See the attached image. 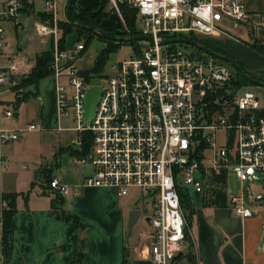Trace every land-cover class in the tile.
<instances>
[{
  "label": "built area",
  "instance_id": "2783aa9c",
  "mask_svg": "<svg viewBox=\"0 0 264 264\" xmlns=\"http://www.w3.org/2000/svg\"><path fill=\"white\" fill-rule=\"evenodd\" d=\"M30 1L0 0V56L8 46L5 25L20 27L19 15ZM108 1L123 20L121 4L138 11L141 36L151 45L139 47L137 56L112 63L103 86L88 83L78 66L86 51L84 43L60 48L55 0H46L54 24L36 23V35L53 51L58 111L60 117L73 121L74 145L82 150L85 137L91 141L89 153L77 157L82 167L92 170L81 187L114 189L118 198L137 190L147 197L152 214L145 215L149 228L139 234L138 256L155 264H175L189 250L181 186L205 196L212 178L227 176L230 170L243 186L260 180L264 110L260 99L242 92L236 73L217 58L188 54L175 47L184 43L173 41L204 43L207 38L234 37L232 31L247 33L264 26V17L248 11L246 0ZM23 75L19 58L10 60L0 66V88L13 89ZM94 86L102 93L93 119L86 122V95ZM13 118V111L0 109L3 144L18 141L22 133L43 130L38 122L21 130L1 126L3 119ZM49 187L61 195L71 192L58 179L51 180ZM230 205L242 219L255 214L244 193L233 196ZM139 210L141 218L143 210Z\"/></svg>",
  "mask_w": 264,
  "mask_h": 264
},
{
  "label": "crops",
  "instance_id": "0c3cea01",
  "mask_svg": "<svg viewBox=\"0 0 264 264\" xmlns=\"http://www.w3.org/2000/svg\"><path fill=\"white\" fill-rule=\"evenodd\" d=\"M105 1L88 8L80 7L89 9ZM246 8L264 17V0H246ZM40 12L49 14L47 7ZM31 18H35V26L43 22L37 18L35 0L27 3L21 11L18 18L20 27L13 23L5 25L8 46L0 56V66L19 58L24 75L35 67L36 58L50 49V45L38 39L39 47L31 54L24 42L18 41L20 32L25 28L24 23ZM106 22L107 19L104 21L106 26L122 32L123 29L116 30ZM249 37V42L230 36L207 38V41L238 62L252 77L264 81V55L250 46L255 40L264 43V26L254 27ZM57 85L58 79L53 74L43 79L39 85V97L29 98L17 110L14 107L15 94L11 89L0 88V109L14 112L13 119L1 121L3 128L21 130L32 122H38L43 128L40 132L22 133L16 142H0V214L4 194L16 195L17 208L12 254L7 264H70L75 257L69 224L52 215L55 193L49 187L50 182L46 184L40 177L48 165L52 166L51 180L58 179L71 187V192L63 195L62 209L68 214L77 215L85 226L86 250L82 264H123L127 223L131 211L137 208L118 198L114 189L81 187L83 180L91 174V168L79 167L75 163L77 157L63 152L69 148L77 150L76 146L62 144L60 138L52 139V134L56 132L75 133L71 130L74 125L72 119L59 115ZM64 120L71 122L72 126H64ZM193 191L200 196L199 201L186 207L183 202V210L187 221L190 209L195 210L190 233L197 263L264 264V204L255 201L252 206L249 205L255 214L242 219L234 213L230 199L226 207H208L205 206L204 195ZM140 232L135 236L133 232V239L131 237L127 245V264H155L150 259L138 256ZM0 264H6L1 227ZM175 264L188 262L184 258Z\"/></svg>",
  "mask_w": 264,
  "mask_h": 264
},
{
  "label": "rangeland",
  "instance_id": "374dc122",
  "mask_svg": "<svg viewBox=\"0 0 264 264\" xmlns=\"http://www.w3.org/2000/svg\"><path fill=\"white\" fill-rule=\"evenodd\" d=\"M45 1L46 0H35V12L37 13V18L38 20L39 18L42 19L43 22L46 24H54V18L47 20V17L42 16L40 12L46 9ZM102 1L103 0H78L74 8L75 10L79 11L80 6H84L88 8V6L89 7L95 6V4L97 5V3L100 4ZM55 2H56V7H57V24L60 29L59 36L61 38L63 37L64 32L62 28H64V30L71 31V34H69L66 37L65 46L68 49L73 48L78 42V40H80L82 37L83 40H80V42L84 44L85 42H87V44L89 45L85 53L81 56L78 62V66L82 69V71H85V72L93 69L95 65H97L98 60L100 59V54L102 50H104L107 47L111 49L112 46H114V44H111V43L109 44L98 36H93L89 33L81 32L79 29L72 27V25L70 24V22L67 20V17H66V8H67L69 0H55ZM92 9H95L96 11H98L99 9H104V11L108 13V17L106 18L107 19L106 23L116 30L123 29L121 33H118L115 30H113V32L117 34H125L126 32H128L126 23L124 22L123 19H121V17L119 16V13L113 8V6L109 2L105 1L101 5L93 7ZM138 20L139 21L137 22V27L139 28V30H141V21L139 18ZM24 24H25V28L23 31L20 32L18 41L24 42L25 47L28 49V52H30L31 54H34V51L38 49L39 47V41H38L36 31H35V18H31L30 20H27ZM231 35H233L234 37L238 39H241V41H244V42L251 41V38L244 31H241V30L232 31ZM136 42H138L141 48H146L151 45V43L146 40L136 41ZM216 44H217V41H215L214 45ZM175 47L182 49L188 54H191L194 56H199L204 53L202 51H198L196 48L192 46H188L184 44H175ZM114 50L115 51L111 52L108 57L107 63L104 67L103 74H101L99 77L97 76L94 78V80L92 81L93 85H98V86L104 85L105 83L104 80L106 76L109 75L110 73V67L112 63L121 62L123 60H127L135 56V47L134 45L129 44V43L125 45H119L117 46V49L115 48ZM42 53H45V51ZM106 56L107 55H104L103 59L104 57L106 58ZM219 61L225 66H227L229 69L235 72V69L231 65H229L228 63L222 60H219ZM24 80H25L24 75L16 79L17 85L13 89H11V91L15 94L16 98L17 96H20L21 98L25 99L28 97V94L34 91V88L31 86L21 85V83ZM241 91L254 93L260 99L261 106L264 107V87L254 85V84L243 83V85L241 86ZM64 126L71 127L72 123L67 120H64ZM222 134L223 133H219L220 138ZM58 138L61 139L62 144H70L72 146H75L73 143V141L76 140L75 133H70V132L57 133L56 132L55 134H52V139L58 140ZM75 163L79 167H82L78 163L77 160ZM86 167H89V166H86ZM51 169H52V166L48 165L40 173V177L44 179V182L46 184H49L51 180V175H50ZM227 176L228 177H227V184L225 186V193L228 199H231L233 196L241 195L243 193V185L237 179L235 172L233 170H230ZM181 191L184 196L183 202H184L185 207L187 206V204L189 205V204L197 203L200 199V196L196 194L191 189L190 186L182 185ZM244 194L246 196V202L248 205L252 206L255 203V201H257L258 203L264 204V199L263 200L259 199V195H262L264 197V176H262L260 180L255 181L254 183L249 182L245 184ZM122 201L130 203L132 207L143 210V215L135 227L134 236L138 231L148 230L149 226H148V223L144 220V218H145V215L152 214V205H151V202L147 199V197L140 195L139 191L137 190H131L130 195L125 198H122ZM76 235L79 236V239H82L83 237V233L79 231L78 229H76Z\"/></svg>",
  "mask_w": 264,
  "mask_h": 264
},
{
  "label": "trees",
  "instance_id": "16d2710c",
  "mask_svg": "<svg viewBox=\"0 0 264 264\" xmlns=\"http://www.w3.org/2000/svg\"><path fill=\"white\" fill-rule=\"evenodd\" d=\"M77 1L78 0L75 1L74 6H73V17L78 22L85 24V25L100 28V29L106 31L107 33H109L110 35H113V36H124V37L141 36V30H139V28L137 27V22L139 21L138 20V18H139L138 17V11L135 8H132V7L128 6L127 4H121L120 5L119 8H120L121 14L125 20L128 32H126L125 34H117V33L113 32V29L109 28L108 26H106L104 24V20L108 17V13L105 12L104 9H99L98 11H96L95 9H92V8L85 9V8L80 7V10L77 11L74 8L75 5L77 4ZM106 2H109V1L106 0ZM42 16L47 17V20L52 19V15H50V14L42 13ZM70 24L72 25V27L79 29L81 32L89 33L93 36H98V37L102 38L103 40H105L107 43L114 44V46H112L111 49H109V47H107L104 50H102V52L100 54V59L98 60L97 65H95V67L93 69L86 71V72L85 71L82 72V74L86 78L87 82L92 84V81L94 80L95 77H97V76L99 77L101 74H103L104 67L107 63V60H108L110 53L115 51L114 49L115 48L117 49V46L125 45L127 43H117L114 41H110V40H107L100 35H97V34L91 32V31H87V30H84L82 28H79L71 22H70ZM62 30L64 33H63V37L60 40V48L65 49L66 37L69 34H71V31L64 30V28H62ZM252 30H253V28L247 32L248 36L250 34H252V32H251ZM193 39H197V38L193 37ZM80 40H83V38L81 37ZM80 40H78V41L80 42ZM89 43H91V42H89ZM129 44L134 45L135 56L139 55V52H140L139 47L140 46H139L138 42H132ZM88 45L89 44H87V42H85L86 50L88 48ZM250 46L253 49H255L257 52H259L260 54L264 55V43L263 42H261L259 40H255L252 44H250ZM209 48H211L212 50H214L218 53L225 54L224 52H222L216 48H213V47H209ZM104 55H107V56H106V58L104 57V59H103ZM104 61H105V63H104ZM52 62H53V51L51 48L49 50L45 51V53L40 54L36 58L35 67L32 69L31 73L24 75L25 80L21 83V85L33 87L34 91L32 93L28 94V97L25 99L21 98L20 96H17V98L14 102V107L16 110L21 106L22 103L26 102L29 98L39 97L40 82L43 79L47 78L48 76L52 75V70H51ZM235 73H236L237 83L239 86H242L243 83L250 84L239 72H237L235 70ZM254 79L259 80V81H263V80H260L257 78H254ZM90 146H91V141L89 140V136H87V137H85V142L83 143L82 150H76L73 148H69L63 152H66L67 154L74 156V157H82V156H85L86 154L89 153ZM226 184H227V176L225 173L221 176L212 178L210 187H208V190H207V194L204 196L205 206H208V207L209 206H211V207H226L228 205V197L225 193ZM15 199H16L15 194H4L3 195V208H2V211L0 214V222L2 224L1 225V228H2V244H3L4 258H5L6 264L9 262V259H10L11 254H12V248H13L14 217L17 213ZM62 206H63V195H61L59 193H55V197L53 200L52 215L56 219L69 224V234H70L71 243L74 245L75 251H76L75 257L70 261V264H82L83 259L85 257V250H86V241L84 238L85 226L83 225V223L81 222L80 218L77 215L68 214L65 210L62 209ZM194 215H195V210L192 208V209H190L188 221H187V217H186V221L188 224V228L186 230V235H187V240L189 243V250L185 256V260L188 262V264H198L196 256L194 254V243H193L192 237L190 235L191 221H192V218ZM76 229H78L79 231H81L83 233L82 239H79V236L76 235ZM128 257H129L128 246L126 245L123 264H127Z\"/></svg>",
  "mask_w": 264,
  "mask_h": 264
},
{
  "label": "water",
  "instance_id": "95a60500",
  "mask_svg": "<svg viewBox=\"0 0 264 264\" xmlns=\"http://www.w3.org/2000/svg\"><path fill=\"white\" fill-rule=\"evenodd\" d=\"M75 1L76 0H69L67 8H66V16H67V19L71 23L76 25L77 27L82 28V29L87 30V31H91L97 35L104 37L107 40L114 41L117 43H132V42H136V41L149 40V38L143 37V36H138V37L113 36V35H110L109 33H107L106 31H104L100 28L85 25V24L78 22L73 17V6H74ZM173 42L184 43V44H189L191 46H194L197 49L201 50L202 52H204L210 56H213L219 60H222V61L228 63L229 65H231L250 84H254V85L264 87L263 81H259V80L254 79L249 73H247L244 70V68L238 62H236L234 59H232L228 55L218 53V52L212 50L211 48H209V47H207V46H205L199 42H196V41L180 39V40H175ZM101 93H102V88L98 87V86L97 87L96 86L90 87L88 89L87 95H86V106H85V121L86 122H89L93 119L94 114H95V110H96V106H97L98 100L101 96ZM140 216H141V211L139 209H135V210L131 211V213L129 215L127 228H126V235H125L126 245H129L130 239H131L133 232H134V228L140 220ZM182 258H183V254H180L176 260L180 261V260H182Z\"/></svg>",
  "mask_w": 264,
  "mask_h": 264
},
{
  "label": "flooded vegetation",
  "instance_id": "af4514ba",
  "mask_svg": "<svg viewBox=\"0 0 264 264\" xmlns=\"http://www.w3.org/2000/svg\"><path fill=\"white\" fill-rule=\"evenodd\" d=\"M201 44H203V45H205L207 47H213V45L211 43H209V42H204V43H201Z\"/></svg>",
  "mask_w": 264,
  "mask_h": 264
}]
</instances>
